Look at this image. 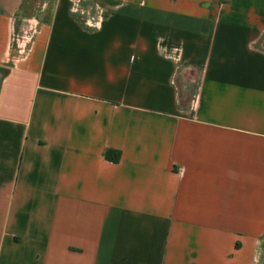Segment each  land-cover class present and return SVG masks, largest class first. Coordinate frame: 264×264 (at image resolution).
Wrapping results in <instances>:
<instances>
[{
    "label": "crops",
    "instance_id": "obj_1",
    "mask_svg": "<svg viewBox=\"0 0 264 264\" xmlns=\"http://www.w3.org/2000/svg\"><path fill=\"white\" fill-rule=\"evenodd\" d=\"M71 1L0 0V264H264V0Z\"/></svg>",
    "mask_w": 264,
    "mask_h": 264
},
{
    "label": "built area",
    "instance_id": "obj_2",
    "mask_svg": "<svg viewBox=\"0 0 264 264\" xmlns=\"http://www.w3.org/2000/svg\"><path fill=\"white\" fill-rule=\"evenodd\" d=\"M86 1L92 2V4L86 6ZM71 11L77 16L84 17L87 24L95 29H99L102 26L104 10L103 7L94 0H72ZM35 32L36 25L30 23L28 27H25L20 32L13 33V47L21 53L28 51Z\"/></svg>",
    "mask_w": 264,
    "mask_h": 264
},
{
    "label": "trees",
    "instance_id": "obj_3",
    "mask_svg": "<svg viewBox=\"0 0 264 264\" xmlns=\"http://www.w3.org/2000/svg\"><path fill=\"white\" fill-rule=\"evenodd\" d=\"M112 154H113L112 152H109V153L107 154V156H108L109 158H111V159L117 160L119 154H118L117 152L115 153V155H112Z\"/></svg>",
    "mask_w": 264,
    "mask_h": 264
}]
</instances>
